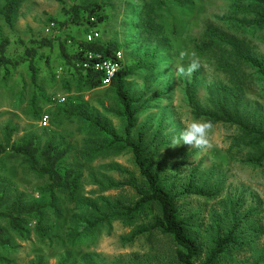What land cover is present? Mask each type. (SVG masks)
Here are the masks:
<instances>
[{"label": "rangeland", "instance_id": "1", "mask_svg": "<svg viewBox=\"0 0 264 264\" xmlns=\"http://www.w3.org/2000/svg\"><path fill=\"white\" fill-rule=\"evenodd\" d=\"M16 1L18 10L12 27L0 16V41L9 42L7 56L23 57L27 47L36 46L33 40L44 37L54 39V45L38 50L34 60L35 81L29 63L15 68L8 66V69L0 66V141H5L9 127L14 144L32 133L38 136L41 149L48 140L69 147L61 166L79 169L82 180L77 199L57 194L64 217L59 221L52 218L49 239L38 237L34 219L29 218L30 234L22 238L11 229L6 217H0L2 237L9 240L0 245V254L5 259L0 264H37L39 261L43 264L61 261L66 264H168L171 260L172 240L160 232L145 234L130 242L124 237L133 227L122 220L86 227L88 212L79 202L102 206L103 197L124 202L134 200L137 194L130 183L141 178L131 149L117 143L99 150L97 145L109 136L78 115L83 113L99 121L118 137L124 135L122 108L110 85L78 91L77 75L61 57V42L69 52H74L77 43L70 38L86 39L96 30L99 41L106 39V43L120 45L123 65L133 70L125 85L137 111L134 134L144 130L145 143H150L157 129L163 126L161 135L169 138L157 158L164 161L166 186L174 193L179 192L187 185L194 168L213 170L211 182L222 183L221 193L214 199L188 196L179 201L187 216L197 214L196 234L200 241H206V229L212 228L214 219L221 216L230 200L240 199L244 211L254 209L253 219L261 229L257 248L264 252V164L255 166L244 161L251 150L239 142V129L231 124H213L210 147L203 149L173 144L185 123L197 118L186 98V88L192 81L202 107L211 109V95L224 90L235 97L239 93L240 113L247 118L258 117L264 127V78L251 67L239 66L235 47L229 44H235L243 54L264 64V25H244L256 20L257 5L250 0H163V3L161 0H62L64 4L58 0ZM91 2L105 4L108 19L100 29L76 25L61 28L50 22V18L65 20L63 6ZM4 3L5 0H0V7ZM213 32L226 41L214 39ZM202 42L213 43L204 49L200 47ZM193 58L198 60L199 67L187 74ZM222 64H227L226 69ZM230 67L242 68L241 81L234 77V72L228 71ZM45 115L48 120L44 124ZM39 160L43 162L40 157ZM110 182L120 185L108 187ZM48 184L47 176L33 171L25 157L8 149L0 157V198L3 200L0 212L10 211L18 193L23 194L26 203L49 202ZM245 259L250 264L256 263L250 246L226 255L218 264H236Z\"/></svg>", "mask_w": 264, "mask_h": 264}, {"label": "trees", "instance_id": "2", "mask_svg": "<svg viewBox=\"0 0 264 264\" xmlns=\"http://www.w3.org/2000/svg\"><path fill=\"white\" fill-rule=\"evenodd\" d=\"M62 4V0H58ZM256 7V20L251 24L256 27L264 25V0H250ZM163 3V0H161ZM18 10L16 0H5L0 7V16L3 17L9 26L14 25V19ZM65 20L59 21L50 18V22L58 24L61 28L70 25L88 26L97 28V26L108 19L105 13V4L101 2H91L87 4L76 3L71 7L63 6ZM212 37L219 41H226L221 35L213 32ZM77 43V49L69 52L65 43L61 42L60 53L65 65L71 67L77 75V90L82 91L84 88L96 89L102 87L103 75L100 71L92 68L83 69L79 64L86 62L94 63L98 60L113 59L117 60L116 52L120 50V45L116 42L104 43L98 39L88 41L87 39H74ZM36 46L27 47L23 57L10 58L6 54L8 40L0 41V66L8 69L18 67L21 63H29L32 72V80L35 81L37 68L34 64L38 50L43 47H53L54 39L42 38L33 40ZM229 42V41H228ZM213 42H202L200 47L208 49ZM24 44V42H23ZM236 50V60L239 66H248L253 68L255 73L264 78V64L257 59L246 56L238 46L229 42ZM228 45V44H225ZM100 56V58L97 57ZM91 56V57H90ZM121 63V62H120ZM223 68L227 64H222ZM226 69V68H225ZM133 70L122 67L115 74L110 84L115 93L116 100L122 108V115L125 119L124 135L118 137L107 126L102 125L99 121L91 120L87 115L79 113L90 125L100 131L106 132L109 139L103 144L97 145L99 150L109 149L117 143L124 144L130 148L135 165L138 169L140 180H133L132 185L136 191V198L126 202L120 200H110L106 197L102 199V206L96 203L81 201L88 215L86 227L93 228L102 222H108L113 219L122 220L133 227L131 233L124 237L127 241H133L136 238L154 232H160L171 238L173 243V252L168 264H218L226 255L244 250L250 246L254 250L256 263L264 264V252L257 248V239L261 235L260 226L253 219L254 209L243 210V202L240 199L230 200L226 205L225 211L218 219H214L212 228L206 229V249L204 243L197 236L196 215L187 216L179 205L182 197L198 196L206 199H214L221 193L222 183L219 181L211 182L213 179L212 172L200 171L194 168L189 174L187 185L179 192L174 193L165 184L163 171L165 170L164 161L157 160L161 147L165 145L169 138L163 136V126L157 129L150 143H145L146 133L139 130L134 134L136 128V113L133 108V100L130 97L129 90L126 88L125 79ZM228 71L234 72L236 79L241 81L242 68L234 69L230 67ZM240 71V74H237ZM238 77V78H237ZM68 90H71L68 82L64 83ZM186 98L189 108L197 118H204L212 124L225 123L236 126L240 131L239 142L250 148L251 153L244 159L245 162L255 166L264 164V127L255 116L247 118L239 111L240 96L236 97L230 93L223 92L211 95V109L202 107L198 96L195 81H192L186 88ZM5 141H0V157L11 149L14 153L25 157L33 171L47 176L49 184L46 191L49 192L50 201L41 204L38 202L26 203L23 194L18 193L11 204L8 212H0V217H6L11 229L20 237L26 238L30 234L29 218L34 219L36 225L34 231L42 240L49 239L54 220H61L64 217L63 210L59 205L57 194L63 193L69 199H77L81 186L82 173L77 168H63L62 159L69 152V147H61L53 140H48L44 148H40L39 138L35 134L25 135L19 143H12V132L7 127ZM162 139V140H161ZM39 157L42 159L40 163ZM157 161V162H156ZM120 184L110 182L108 187H117ZM3 200L0 198V208ZM54 220H53V219ZM85 227V228H86ZM9 242L2 237L0 229V245L3 246ZM0 254V262L4 261ZM37 264H43L39 261ZM58 264H66L61 261ZM236 264H250L248 259L238 260Z\"/></svg>", "mask_w": 264, "mask_h": 264}, {"label": "clouds", "instance_id": "3", "mask_svg": "<svg viewBox=\"0 0 264 264\" xmlns=\"http://www.w3.org/2000/svg\"><path fill=\"white\" fill-rule=\"evenodd\" d=\"M181 56H183V53H181ZM198 67V60L193 58L192 62L186 69L187 74L196 71ZM184 71V69H181L182 73H184ZM212 127L213 124L208 120L193 118L185 123L184 127L179 132L178 137L174 139L173 144L177 145L184 143L200 149L210 147L209 133Z\"/></svg>", "mask_w": 264, "mask_h": 264}, {"label": "built area", "instance_id": "4", "mask_svg": "<svg viewBox=\"0 0 264 264\" xmlns=\"http://www.w3.org/2000/svg\"><path fill=\"white\" fill-rule=\"evenodd\" d=\"M100 37L99 32L93 31L91 34L87 35L88 41H95ZM91 57V56H90ZM98 58H100L99 55H97ZM117 60L113 59H104V60H98L94 63L86 62L83 64H79L78 66H82L83 69H89L92 68L94 70L100 71L103 75L102 84L103 87L109 86L112 82V79L114 78L115 74L119 71V69L122 67L123 58H122V52L119 50L116 52ZM121 62V63H120ZM61 100L64 101L65 97H61ZM44 124L47 123L48 116L45 115L42 118Z\"/></svg>", "mask_w": 264, "mask_h": 264}, {"label": "crops", "instance_id": "5", "mask_svg": "<svg viewBox=\"0 0 264 264\" xmlns=\"http://www.w3.org/2000/svg\"><path fill=\"white\" fill-rule=\"evenodd\" d=\"M106 22V21H105ZM105 22H103V23H101V24H99L98 26H97V28H101L103 25H105L106 23ZM101 42H104V43H106V39L104 40V41H101Z\"/></svg>", "mask_w": 264, "mask_h": 264}]
</instances>
